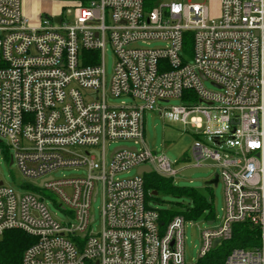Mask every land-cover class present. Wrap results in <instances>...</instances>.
Instances as JSON below:
<instances>
[{"label": "built area", "instance_id": "1", "mask_svg": "<svg viewBox=\"0 0 264 264\" xmlns=\"http://www.w3.org/2000/svg\"><path fill=\"white\" fill-rule=\"evenodd\" d=\"M219 3L212 17L207 4L192 0L150 8L145 0H87L33 21L24 0H0V138L28 189L16 192L0 179V240L12 230L35 238L21 264H187L184 217L162 222L146 200L144 175L117 176L150 167L174 180L214 166L224 185V222L202 232L199 259L216 241L231 240L234 225L248 224L260 231V244L233 249L223 264H264V0ZM153 42L166 47H135ZM108 45L115 55L110 81ZM187 92L198 104L173 108L185 124L202 130L217 111L229 131L210 135L213 147L194 145L178 166L147 146L144 115ZM121 97L133 102L109 103ZM213 137L225 141L217 145ZM121 141L134 146H118L108 159L107 144ZM67 168L87 174L54 178ZM30 188L50 191L66 220ZM99 196L102 227L95 234Z\"/></svg>", "mask_w": 264, "mask_h": 264}, {"label": "rangeland", "instance_id": "2", "mask_svg": "<svg viewBox=\"0 0 264 264\" xmlns=\"http://www.w3.org/2000/svg\"><path fill=\"white\" fill-rule=\"evenodd\" d=\"M33 4L37 10H44L48 13H54L58 17L59 12L64 10H74L75 6L79 5L80 1L87 0H26ZM155 4H170L172 2H185L187 0H151ZM193 3H205L210 8L212 17H217L220 14L219 0H192ZM47 7V8H46ZM135 47L140 48H165L166 45L160 42H153L150 45L139 43ZM193 51V40L187 49L188 61L191 62V53ZM105 66L108 81H110L114 66L115 55L110 45H108L105 54ZM205 87L208 90H213L214 87L209 82H205ZM122 102L132 103L129 97H121L118 99L110 98L109 103L119 105ZM197 100L191 92H187L184 98L171 99L169 101L158 102L154 110L146 111L144 115V139L147 146L159 155H166L172 163H177L178 166H184L185 162L191 159V150L197 143H205L213 147L210 135L227 134L229 126L221 122L220 113L217 111L211 112V122H204L202 130H196L189 124H185L181 115L173 112L174 107L195 106ZM207 131L209 135H203ZM0 143V179L16 192L24 193L28 189L24 188L27 180L22 176L17 165L10 164L8 161L7 141L1 139ZM118 146H134L133 141H121L117 143L107 144L108 159L110 154ZM229 146H224L221 151H227ZM221 173L217 167H212L207 173H195L190 177H184L179 174L173 180L175 188L184 189L192 188L201 194L213 207L214 224H209L211 212L206 210L200 217L185 222V258L187 264H195L199 260V252L202 247V232L207 229H218L224 222V185L221 180L217 184L214 183L217 176ZM87 174L85 168H67L61 169L53 173L54 178L58 179H76L83 178ZM137 175V169H132L129 173H123L117 176L120 180L131 179ZM145 176V175H144ZM31 189V188H30ZM36 191L46 198V204L51 214L60 221L66 220V213L62 211L55 203L57 200L54 196L49 198L51 192L47 189L34 188ZM158 202L150 201L149 206L158 210H170L177 213L185 212L186 206H192V198L186 195H175L173 193H160ZM102 196H99L97 201L93 203L92 213L95 216L96 222L92 225L94 233H98L102 227ZM212 221V220H211Z\"/></svg>", "mask_w": 264, "mask_h": 264}, {"label": "trees", "instance_id": "3", "mask_svg": "<svg viewBox=\"0 0 264 264\" xmlns=\"http://www.w3.org/2000/svg\"><path fill=\"white\" fill-rule=\"evenodd\" d=\"M147 7L154 5L151 0H145ZM191 35L185 36V50L190 46ZM89 54V53H86ZM85 54V55H86ZM186 94V93H185ZM197 100V99H196ZM8 154V161L10 160ZM146 200L158 202L160 193H173L186 195L192 198V206H186L185 212L177 213L170 210H158L161 221L166 223L175 216H182L185 220L200 217L206 210L211 212L209 220L214 219L213 207L207 200L192 188L179 189L173 186V180L160 177L156 173L144 176ZM158 192V196H152V192ZM35 241V238L17 230L8 231L0 240V264H21L24 251ZM260 244V231L248 224H236L233 226V236L211 250L209 254L198 260L195 264H223L229 253L236 248L249 249Z\"/></svg>", "mask_w": 264, "mask_h": 264}, {"label": "water", "instance_id": "4", "mask_svg": "<svg viewBox=\"0 0 264 264\" xmlns=\"http://www.w3.org/2000/svg\"><path fill=\"white\" fill-rule=\"evenodd\" d=\"M203 78H204V76H203ZM212 141L215 143V144H217V145H221L224 141H225V139H223V138H219V137H213L212 138ZM2 141L0 140V143H1ZM121 148H123V147H121ZM135 150V149H134ZM10 164L12 165L13 164V160H11V162H10ZM210 170L209 169H190V170H186V171H184L183 173H182V176H184V177H190V176H192V175H194L195 173H207V172H209ZM148 174H152V168H150V167H141V168H139L138 170H137V175H148ZM214 183L215 184H217L218 183V180H217V178H216V180L214 181ZM152 196H154V197H157L158 196V192H152ZM209 224L210 225H212L213 224V222H209ZM218 244H219V241H216L215 243H214V248H216L217 246H218ZM96 264H99L98 262L96 263Z\"/></svg>", "mask_w": 264, "mask_h": 264}, {"label": "crops", "instance_id": "5", "mask_svg": "<svg viewBox=\"0 0 264 264\" xmlns=\"http://www.w3.org/2000/svg\"><path fill=\"white\" fill-rule=\"evenodd\" d=\"M34 5H35L34 2H33V4L30 5V2L24 0V10H25V13H26L28 16H30V17L32 18L33 21H36V20L39 18V16H40L41 14H43V13H45V12H47V11H44V10L40 11V10H37V8H35ZM46 8H47V7H46ZM50 13H52V12H50ZM52 14H54V13H52Z\"/></svg>", "mask_w": 264, "mask_h": 264}]
</instances>
